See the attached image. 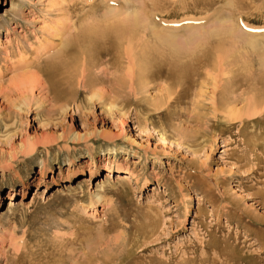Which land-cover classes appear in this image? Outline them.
Segmentation results:
<instances>
[{
	"label": "rangeland",
	"instance_id": "374dc122",
	"mask_svg": "<svg viewBox=\"0 0 264 264\" xmlns=\"http://www.w3.org/2000/svg\"><path fill=\"white\" fill-rule=\"evenodd\" d=\"M84 1L92 5L88 0H0V264H264V0H158L167 11L161 14L151 12L149 0H144L146 4L117 0L127 6L136 2L142 14L148 10L145 17L150 22L158 16L154 21L158 28H183L177 36L191 35L194 43L211 49L214 45V56L231 57L238 63L235 70L241 72L236 77L243 86L236 93L240 101L235 109L251 105L252 115L235 127L230 147H222L225 127L210 132L216 142L213 153L203 141L194 149L175 143L166 125V136L159 133L163 128L154 130L150 122L142 128L134 113L123 115L121 107L107 108L112 114L106 115L87 93L78 99L81 112L76 107L73 112V99L56 105L45 101L38 116L40 110L33 102L28 113L19 112L20 118L11 120V105L18 98L11 91L21 85L17 79L35 74L32 63L39 53L57 47L59 38H53L57 30L76 23L98 25L108 10L121 9V17L134 11L109 5L96 15L89 8L75 15L73 5ZM167 16L165 26L159 19ZM231 27L234 36H227L224 30ZM228 77H219L218 86ZM159 82L150 86L149 98L160 95L163 83ZM212 85L191 94L206 93L210 105ZM32 90L29 97H41ZM260 93L263 97L258 98ZM253 98L261 102L252 105ZM63 106L67 109L62 110ZM50 115L56 118V127L53 122L44 126ZM183 122L184 118L175 123L182 126ZM183 126L196 130L195 124ZM74 134H92L97 140L93 158L85 154L84 142H72ZM104 134L111 139L103 138ZM35 144L41 147L38 151L21 154L23 145ZM66 150L79 157L74 167L81 172L73 183H65ZM234 156L236 160L230 159ZM43 160L48 166H43ZM108 167L118 171L108 173ZM27 168H32L31 182L22 189L15 181L10 189L7 181ZM129 171L139 173V180L128 185L131 195L109 193L102 203L92 204L98 187L119 185L122 173ZM143 179L151 184L143 186ZM9 201L18 205L8 210Z\"/></svg>",
	"mask_w": 264,
	"mask_h": 264
},
{
	"label": "bare ground",
	"instance_id": "6f19581e",
	"mask_svg": "<svg viewBox=\"0 0 264 264\" xmlns=\"http://www.w3.org/2000/svg\"><path fill=\"white\" fill-rule=\"evenodd\" d=\"M88 1H91L92 5H85L88 3L87 1L73 5L75 15L76 13L77 15L84 13L87 11L86 8H89V11H93L92 14L96 15L100 9H109V5L119 6V8H124L125 10L130 9L131 7L134 11L130 14L126 13L127 16L125 17H121L124 12H121V9L118 10L114 8L115 10H108L105 12L102 19H98V25H93L91 22L86 25H77V23L76 25L73 23V25H71L69 23L71 25L69 29L63 27L62 29L57 30L53 38H59V43H56L57 45L54 44L58 48H49L45 52L39 53V56L37 55V60L32 63L31 67L34 68V72L36 70L39 77H37L38 75L35 76L36 72L33 74L35 77L32 75L36 80L31 76L26 77V74H23L17 79L18 81H16L23 85L24 88H20V85L19 88H15V90L13 89L14 87L11 88L13 89L12 91L9 90V92L11 91V94L13 93L17 95L18 93V98L15 97L17 98L16 103L11 105L14 109L11 110L9 114L11 120L12 118H20L19 112L28 113L32 108L33 102L34 105H38L36 107L40 110L38 116L42 114L41 108L44 107L45 101L53 104L55 103L56 105L61 101H64L65 104H67V102L73 99V112H75V107L81 112V108L83 107L81 104H78V99L87 93L91 94V100H95L100 106H102V112L104 114L110 116L112 113L108 112V110L112 111L114 110L113 108L121 107V111L125 112L123 115L133 112L136 119L135 122L141 125V127L142 125L145 126V128L148 127L147 123L150 122L154 130H157V128L160 127L163 128L159 131L163 136L167 135L165 129L170 128L168 131L172 132L171 135L172 138L175 139V143L177 142V144H179L178 142H180L181 144H185L189 149L193 148L195 145H199V141H203L205 144L208 143L209 148L212 151L216 142L210 139V132H215L223 126L225 127L224 131H226L224 135H229L230 137L226 136L224 138L223 143L225 144L224 146L222 145V147H230L228 145H230V138L233 137L235 127L238 125H244L247 122L246 118L251 117L252 115V111L249 107L251 105L244 110L235 109V104L238 103L237 101L239 100L236 98V93L239 88L243 86L241 85L242 83H240L239 78L236 77L238 71L240 70L241 72V69L235 70L238 63L231 57L214 56V45L211 49L209 47H203L199 42L194 43L193 40H191L193 37L190 38L191 35L186 38L177 36V34H181L183 28L175 26L158 28L157 25L155 26L156 23L154 22L157 20L156 17L158 18V16L155 17L152 15L153 17L150 22L148 19L149 17H145L149 14L148 10L142 14L140 11L141 9L138 10L136 2H134L135 4L131 3L132 5L130 4L127 6L119 3L117 0H107V2L105 0ZM145 1L143 0L144 4H146ZM149 1L150 4L147 3V6L150 10L152 9L151 12L156 11L161 14L166 11V7L161 5L158 0ZM143 6L140 8H145ZM80 20L82 21V19ZM159 20L160 23L162 22L164 23L163 25L166 26V23L169 22V17L167 16L164 20ZM69 24L66 23V26H69ZM168 25L169 24H167V26ZM159 27H162V25ZM224 31L227 33V36L229 34H233L234 36V28H227ZM216 32L214 34H216ZM221 32H223L222 29ZM225 33H220V37L223 35L226 37ZM183 35L186 36L185 33ZM53 38L52 40H54ZM217 38H219V35ZM247 40L249 43V37ZM231 42L229 43L231 44ZM217 43L221 44V42ZM252 44L255 45V43ZM204 45L206 46L205 43ZM208 50H210L212 54H209ZM243 69L246 71V68H242V70ZM118 74L121 76L118 77ZM245 74L248 76L247 72ZM222 75H229V77L224 79L222 86H220V84L219 87V82H217V80L221 81V78L219 77H223ZM157 81H160L159 84L165 83V86L161 84L163 87H161L159 91V96L153 97V99L149 98L147 96L148 90H150V86ZM211 83L214 85H212V96L209 97L211 101L210 105L206 103V99H208L206 93L204 96H201L199 93H196L199 96L195 93L193 95L191 94L194 89H201L205 84L208 85ZM153 86L155 87V85ZM33 88L39 91L40 98L34 99V97L28 96V90L31 93ZM72 88L73 91H71ZM8 94L7 97H10L11 94ZM253 94L257 95L256 92H253ZM263 94L260 93L258 98L263 97ZM250 101V104L253 102L252 105H256L257 101L258 103L261 102L259 99L257 101H255V99ZM95 105L96 104L93 106ZM66 109L67 107L63 106L62 110ZM206 110L208 112H206ZM49 114H51V112ZM182 118H184L182 126L185 124H195L196 130L184 129L181 124L175 123H181ZM55 119L50 115L48 122L45 123L44 126L47 127V125L52 124L53 122L52 126L56 127V124H54L56 121H53ZM164 125L167 127L164 128ZM222 132L223 131H221V133ZM6 136L10 137L9 133ZM91 136L92 134L86 136L74 134L72 142H84L86 146L85 154H88V156L93 158L94 146L97 143V140L92 139ZM102 136L105 139H111V136H108L107 134ZM68 140L69 138L64 141L67 149L69 148V144L67 143ZM197 142L199 143L197 144ZM204 143L201 144L205 147ZM40 148L41 147L37 144L32 146L23 145L21 154H23V156L29 155L32 151H38ZM54 148V146L51 148L46 147L47 150H52ZM111 151L114 150L108 149V152ZM194 151L195 150H192V152ZM237 153L238 152H236L235 155L236 157ZM66 154L68 168L66 170L65 183H73L75 178H77L81 172L79 167H74L77 160L79 161V157L78 153H71L68 150H66ZM235 156L230 159L236 160ZM80 158H83V153L80 154ZM58 160L59 156L58 154H55V161H57V163ZM42 163L43 166H48V162H45V160H43ZM205 166L206 165H203L204 168ZM233 166L232 168L238 167V165L236 167ZM115 171H118V169H112L111 167L107 168L108 173L114 174ZM92 172L96 174L97 169L95 168ZM32 173V168H27L24 171V174H18V176H13V178L9 179L7 185L12 189L13 183L18 181L23 189V187L29 184L34 178ZM137 175L135 176L134 171L123 172L121 175L122 177L118 179L120 186L111 184L102 185L100 187L97 186L99 193L96 192L97 200L92 204L95 205V203H102L105 197L104 195L109 193L116 194V196L124 193L125 196L131 195L132 191L129 189L128 185H130L133 180H139ZM142 182L143 186L151 184V181L148 179H143ZM21 193L24 194V190H21ZM15 205L18 204L9 201L8 210L14 208Z\"/></svg>",
	"mask_w": 264,
	"mask_h": 264
}]
</instances>
